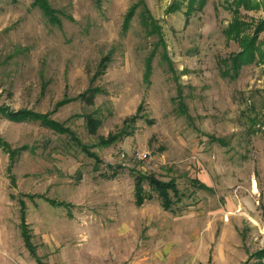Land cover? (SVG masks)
Returning a JSON list of instances; mask_svg holds the SVG:
<instances>
[{
	"label": "rangeland",
	"instance_id": "obj_1",
	"mask_svg": "<svg viewBox=\"0 0 264 264\" xmlns=\"http://www.w3.org/2000/svg\"><path fill=\"white\" fill-rule=\"evenodd\" d=\"M48 1L60 26L33 0H0V110L73 135L0 112L16 152L0 148V264H264V58L234 71L228 35L238 20L253 38L264 0L237 14L207 0L190 18L187 1L144 0L156 33L141 5L123 31L139 0ZM136 174L175 181L181 202L165 211L145 184L138 207Z\"/></svg>",
	"mask_w": 264,
	"mask_h": 264
},
{
	"label": "trees",
	"instance_id": "obj_2",
	"mask_svg": "<svg viewBox=\"0 0 264 264\" xmlns=\"http://www.w3.org/2000/svg\"><path fill=\"white\" fill-rule=\"evenodd\" d=\"M187 1V17L190 18L193 12L196 11H201L206 3L207 0H183ZM235 6H236V14L239 11V8H243L247 11H254L258 10L260 6L263 4V1L261 0H235ZM143 7V13L141 15V22L144 26V28L150 29L149 33H156L157 32V26L153 20V18L150 16V12L147 9L145 5L144 0H139V3L136 4V6H133L131 9H129L128 13L125 16L124 20V25H123V31L127 32L129 25L135 16L136 9L139 6ZM33 7L37 8L38 10L41 11L43 16L47 18L49 23L52 25H57L60 26L61 23L58 20L56 13L54 10L51 8L50 3L48 0H33ZM180 9V5L176 4L174 5L170 11L175 12ZM245 24H240L238 20L229 27V36H232V39H234L236 42H238L241 52L231 60V67L234 69V71H238L244 66L250 65L254 63L258 58L263 59L264 58V53L260 49V46L258 45V40L259 36L262 32H264V21L261 22L256 29L255 36L253 38L246 37L244 39L240 38V33L243 31ZM231 34V35H230ZM105 65L102 66V71L100 74L102 75L103 70L107 67L108 60H104ZM264 62V60H263ZM151 60L147 62V67H146V72H145V79L148 80L151 75ZM100 93L99 90L94 89V90H88L81 98L86 100L89 104L93 103V100L95 96ZM68 101H63L61 102L57 107L63 106L67 104ZM0 112L9 120L12 122H26V121H36L40 122V124L47 128L50 129L53 132L59 133V134H71L73 135L69 130L64 129L61 124H59L56 121L51 120L48 115H37L33 114L31 112H26V111H21V112H16L12 113L7 110H0ZM99 123L94 122V120L89 119V127L94 128L95 132V126H98ZM93 132V133H94ZM75 139V137L73 136ZM118 141L117 137H113L109 139L106 142H104V145L109 146L113 145ZM0 148H2L10 157V162L11 164L14 163V156L16 155V152L13 151L8 144L3 143L0 141ZM147 184L151 191L157 195V197L160 199L162 208L165 211H171L173 207L175 206L176 203L181 202V194L178 190V186L175 181L170 180L168 182H162L158 180L156 177L152 175H143V174H136L135 175V184H134V192H135V199L138 207H141L144 202H145V191H144V185ZM201 189L206 188L204 186H199ZM54 204V203H53ZM23 224V240L25 243L26 248L30 252L31 256L34 258L35 256V248L32 246L30 240L31 237L27 234L25 224H24V218L22 220ZM261 260L264 259V250L258 252L256 254Z\"/></svg>",
	"mask_w": 264,
	"mask_h": 264
}]
</instances>
